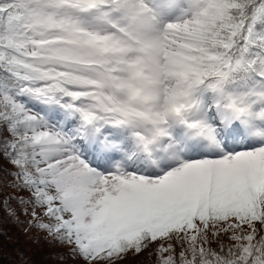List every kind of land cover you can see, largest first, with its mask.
<instances>
[{"label": "snow or ice", "instance_id": "1", "mask_svg": "<svg viewBox=\"0 0 264 264\" xmlns=\"http://www.w3.org/2000/svg\"><path fill=\"white\" fill-rule=\"evenodd\" d=\"M8 223L56 249L19 264H264V0H0Z\"/></svg>", "mask_w": 264, "mask_h": 264}, {"label": "rangeland", "instance_id": "2", "mask_svg": "<svg viewBox=\"0 0 264 264\" xmlns=\"http://www.w3.org/2000/svg\"><path fill=\"white\" fill-rule=\"evenodd\" d=\"M27 219V218H22ZM4 228L8 230L9 237L0 235V264H19V252L23 251L31 259L39 262L44 260L48 253L55 251L48 243L40 241L33 243L25 236V227L15 226L11 223L5 224ZM155 256L149 253H143L140 256L129 255L120 264H154Z\"/></svg>", "mask_w": 264, "mask_h": 264}]
</instances>
